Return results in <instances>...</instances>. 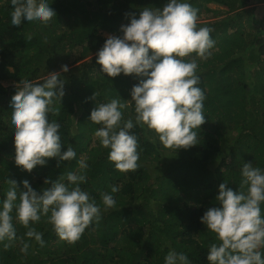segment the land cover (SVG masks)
<instances>
[{
    "label": "trees",
    "instance_id": "1",
    "mask_svg": "<svg viewBox=\"0 0 264 264\" xmlns=\"http://www.w3.org/2000/svg\"><path fill=\"white\" fill-rule=\"evenodd\" d=\"M48 2L56 12L48 23L15 26L10 0H0V200L9 179L21 190L24 180L39 190L49 186L45 179L77 170V160L85 157L88 179L81 187L103 209L101 193L118 186L119 191L112 193L117 203L115 209L102 210L99 223L86 228L74 243L60 239L42 218L34 225L44 233L41 247L15 222L18 239L7 249L0 243V264H164L170 249L186 253L191 264H209L208 248L218 241L201 216L220 207L216 196L221 183L227 181V187L239 190L244 163L264 168V0H190L199 9L198 26L211 27L215 40L208 59L196 57L197 86L206 95V120L197 129L198 144L175 150L163 146L154 132L137 126L132 131L138 138L140 167L127 173L109 161V150L94 135L99 125L88 118L96 103L118 96L130 100L138 79L123 73L108 77L97 64L96 53L107 39L103 31L122 36L121 25L130 23L129 14L138 18L143 8H162L166 0ZM209 2L225 6L227 15L213 20L210 12L215 10ZM65 64L69 67L61 73L65 94L53 105L58 115L49 113V120L61 124V150L72 145L77 158L59 166L56 158H45L46 165L28 172L15 163L12 97L21 81L39 82ZM122 102L128 103L125 118L134 119V103ZM193 190L195 197L203 194L200 205L185 197ZM21 238L31 244L27 254L20 251Z\"/></svg>",
    "mask_w": 264,
    "mask_h": 264
},
{
    "label": "clouds",
    "instance_id": "2",
    "mask_svg": "<svg viewBox=\"0 0 264 264\" xmlns=\"http://www.w3.org/2000/svg\"><path fill=\"white\" fill-rule=\"evenodd\" d=\"M10 3L11 24L15 26L24 22L46 24L56 17L48 0ZM198 14L199 9L190 0H166L162 8L145 7L138 18L129 14L130 23L121 25L123 35H109L96 53V62L108 77L123 73L138 79L130 91V100L118 96L96 103L88 118L99 125L94 135L109 150L108 159L120 172H134L140 167L138 138L132 131L137 126L154 132L163 146L175 150L198 144L197 129L206 120V95L197 86L200 76L196 57L208 59L215 46L213 29L198 26ZM68 71L65 64L39 82L24 80L17 85L11 100L10 123L15 163L23 170L31 172L37 165H46L45 158H56L58 166L61 161L77 158L72 145L61 150V124L49 120V113L58 115L53 105L65 94L66 81L61 73ZM96 95L95 92V99ZM122 100L134 103V119L125 118L123 110L128 103ZM77 165V170L55 180L45 179L44 185L49 186L39 190H34L28 180L21 182L23 190L15 180H8L9 188L0 200V243L5 249L18 239L15 222L24 226L29 241L41 247L45 245L44 233L34 225L42 218L60 239L74 243L86 228L99 223L102 210L115 209L117 202L112 193L119 187L113 185L111 192L101 193L102 209L81 187L88 179L86 158L77 160ZM240 175L239 190L227 187V181L221 183L216 196L220 207L209 208L200 218L218 241L208 248L209 264H264V168L246 162ZM20 243V251L27 254L31 244L22 238ZM164 264H191V260L186 253L170 249Z\"/></svg>",
    "mask_w": 264,
    "mask_h": 264
},
{
    "label": "rangeland",
    "instance_id": "3",
    "mask_svg": "<svg viewBox=\"0 0 264 264\" xmlns=\"http://www.w3.org/2000/svg\"><path fill=\"white\" fill-rule=\"evenodd\" d=\"M211 4H209V7H212V9H214L215 11V13L214 12H212V19L213 20H217V19H221V18H223V17H225L226 15H227V8L225 7V6H223V5H221V4H218V3H214V2H210ZM253 5H250L249 7H252ZM226 11V12H225ZM217 13H220V15L219 16H217L216 14ZM103 35H105L106 37H108L109 35H115V36H117V32H113V33H111V32H109V31H104L103 32ZM253 104H254V102H252ZM231 139H233L234 138V133L231 135ZM92 145H93V143H92ZM83 158H85V157H83ZM163 169H165V167H163ZM194 195H197V191H194L193 190V193L191 194V195H189V196H186V194H185V197H186V199H189L190 201L189 202H191V203H196V204H198V205H200L199 203L201 202V199H202V196H203V194L202 193H199V196L198 197H195ZM143 199H144V194H143ZM152 202H153V200H152ZM119 235H117L118 237H121L122 235H121V232H119L118 233ZM166 243H168V242H166Z\"/></svg>",
    "mask_w": 264,
    "mask_h": 264
},
{
    "label": "crops",
    "instance_id": "4",
    "mask_svg": "<svg viewBox=\"0 0 264 264\" xmlns=\"http://www.w3.org/2000/svg\"><path fill=\"white\" fill-rule=\"evenodd\" d=\"M209 4H211L210 2L208 3V6H209ZM210 8H212V7H210ZM212 13V11L210 12V14Z\"/></svg>",
    "mask_w": 264,
    "mask_h": 264
}]
</instances>
